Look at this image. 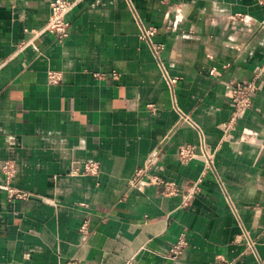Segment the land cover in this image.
<instances>
[{
    "label": "crops",
    "instance_id": "obj_1",
    "mask_svg": "<svg viewBox=\"0 0 264 264\" xmlns=\"http://www.w3.org/2000/svg\"><path fill=\"white\" fill-rule=\"evenodd\" d=\"M51 1L0 0V264H264V0Z\"/></svg>",
    "mask_w": 264,
    "mask_h": 264
},
{
    "label": "built area",
    "instance_id": "obj_2",
    "mask_svg": "<svg viewBox=\"0 0 264 264\" xmlns=\"http://www.w3.org/2000/svg\"><path fill=\"white\" fill-rule=\"evenodd\" d=\"M79 0H52L50 2L51 13L49 19L45 26L42 29H33L36 33L41 32H50L57 36L60 42H63L70 35V22L67 18L68 14L74 8ZM158 32L157 27L154 26H145L141 25L140 38L150 44L156 59L161 61V52L164 48L162 43L154 42L153 37ZM263 68H261L256 75L248 81H235L232 85V105L233 112L230 120L224 124V129L228 131L231 129L239 118L243 117L248 109L252 106L254 96L259 88L260 79L262 77ZM61 79V76L56 73L49 74V82L52 84L58 83ZM188 119L187 117H185ZM98 166L95 163H87L85 164V172L87 173H96ZM5 169L7 171H12L10 165H5ZM159 184L164 185L165 191L169 194H175L179 191L177 185L173 182H166L164 180L159 179L157 181ZM14 194L17 197H27L29 196V192L18 190L15 191ZM191 198V195L187 197V200ZM187 202V201H186ZM187 204V203H185ZM81 230L83 232L88 231L87 223H83L81 226ZM186 244L184 239H181L177 245L174 247L173 252L175 254L182 252V247ZM250 246H253L252 241L249 242ZM68 264H80L76 261H72ZM126 264H134L133 261H128ZM257 264H263L258 262Z\"/></svg>",
    "mask_w": 264,
    "mask_h": 264
}]
</instances>
